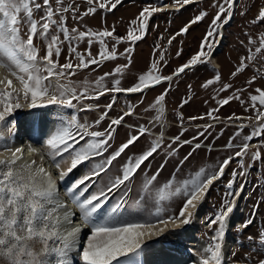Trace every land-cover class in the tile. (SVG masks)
Segmentation results:
<instances>
[{
    "label": "snow or ice",
    "instance_id": "snow-or-ice-1",
    "mask_svg": "<svg viewBox=\"0 0 264 264\" xmlns=\"http://www.w3.org/2000/svg\"><path fill=\"white\" fill-rule=\"evenodd\" d=\"M71 3L64 5V0H56V7L53 9L50 0H43V4L37 0H0V264H142L141 255L148 248L147 241L152 237H161L170 231H177L189 225L193 220V211L204 199L209 190V186L215 180L223 176L225 166L236 157L241 158L239 163L243 167V157L249 150V141L253 137L261 136L264 133V89L256 88L255 94H248V108L253 110L256 125L250 135L243 137L244 143L240 150L233 156L226 158L219 165V171H210L206 167H201L190 176L179 179L178 172L180 166L192 155L189 152L177 165L166 180L161 183L159 176L168 163V159L173 157L178 147L190 144L192 141L180 142V136L172 137L171 143L167 145L164 160L159 164L156 171L151 175L145 173L142 180L137 199L132 203L127 214L120 211L127 204V198L132 191L131 181L134 180L146 162L154 158L159 150L165 146V132L168 130L167 112L165 98L169 91L158 95L155 101L149 105L148 110H153L156 114L150 119L149 124H139L135 128L136 134H129L127 140L109 155L105 153L111 148V141L115 138L118 127L122 125L126 117L135 115L134 106L128 105V111L123 112L117 118L111 119L108 127L103 131H93L91 128L98 126L105 120L109 112L105 111L92 124L81 123L75 113L67 115V110H76L80 105L81 111H91L98 105L83 103L86 100H98L105 93H141L151 86H158L162 81H171V76H161L158 74V64L153 62L149 70L138 76V81L132 86L124 88L120 79L112 80V86L107 87L106 78H110L112 73H104L95 81L75 80L73 77L79 70H87L90 66L99 67L103 61H111L117 58L115 44L122 40L131 41L133 44L142 39L148 28V20L153 12L160 9L153 8L149 11L145 7L137 18L131 21L136 27H129L126 37L114 38L115 44L109 51L105 43V37H113L112 31H78L73 28L70 34L66 26L67 17L65 13L71 11L73 19H81L83 16L94 14L98 9L110 11L121 3L115 0L109 7V0H85L89 5L87 11L77 16V8H72ZM181 0H176L180 3ZM192 3V0H182L183 5ZM239 0H223L222 3H215L213 6L218 10L211 22V26L200 44V50L182 66L175 70L174 75L184 73L195 66L204 65L209 62V58L216 45L219 43L215 39L221 35L219 31L227 25L235 14V7ZM43 11L44 15L40 20L34 18V13ZM59 14V21L54 17ZM245 14L244 11L241 12ZM207 15L201 11L199 15L191 21L195 24ZM251 25L264 23V6H261L258 15L249 22ZM55 26L57 34H52L50 29ZM26 28V31L24 29ZM188 26L180 30L186 33ZM139 32L140 35L136 33ZM59 33L63 34L64 41L68 42L70 57L63 64L59 62L62 53ZM179 35V33L177 34ZM87 39L89 48L95 40H98L101 47L99 59L92 57L88 51V58L78 52L72 46L73 41H83ZM34 38L40 39L44 46V54L40 55L41 49L34 43ZM209 38H212L211 40ZM171 43V40L169 41ZM243 44V41H241ZM247 56L240 58V63L231 73L232 77L242 74L250 65L257 73L247 80L251 85L258 78L264 77V71L255 68L257 60H264V32L258 34L257 39L248 36ZM207 48V50H205ZM134 49L128 47L120 55L126 56L128 65L131 64V54ZM72 54L76 63L72 62ZM177 55H180L178 52ZM163 59V56H161ZM128 65H121L114 69V73L123 74ZM95 71V67L92 69ZM215 71V69H213ZM221 80L217 72L214 79L207 80L204 87ZM171 86V85H170ZM232 86L224 84L216 90L227 91ZM246 89H236L233 95L219 99L220 106L227 105L232 100L240 101L241 105L245 100L241 99L239 93ZM116 97L112 96V102L106 108L111 110ZM75 101V103H74ZM187 99L183 100L181 107L187 104ZM207 103V101H205ZM26 107L29 111H36L55 107L57 109V123L54 129L43 139L45 151L40 155V165L36 161L22 163L24 148L12 147L15 142L18 129V121L15 113ZM248 109L246 108L245 111ZM147 111V110H146ZM218 109H210L206 114L213 119V113ZM174 118L183 121L179 113L174 114ZM203 118V117H199ZM241 119L233 116V119ZM190 120L198 117H190ZM251 120L252 117H247ZM249 125L241 124L243 129ZM211 127V125L205 126ZM153 129L159 131L157 136ZM183 135V131L181 132ZM198 135L202 136L203 133ZM240 132L234 134L239 136ZM145 136L149 137V145L139 154L128 156L127 160L120 166V175L108 177L106 184L101 186L96 192L85 195L88 188L101 174H107L113 162L122 156L130 147L135 146ZM197 139L193 137L192 140ZM228 147H233L232 139L228 142ZM201 144H195L193 151L199 149ZM28 152L39 155L40 150L28 145ZM5 153H7L5 155ZM72 157L71 167L67 171L60 170L61 163ZM45 157L54 166L52 170L44 167ZM99 157V162L92 163L93 158ZM261 158L259 150L253 153V161ZM83 162L92 163L91 170L65 187V194L78 210L81 226L68 229L66 226L73 223V217L77 215L68 209L59 215L60 209L66 208V204L59 200L56 183L53 175L58 171L61 182ZM150 167V164H149ZM246 172L233 170L232 179L227 184L228 191L220 209L215 213L214 218L208 222V227L213 231V235L207 237V244L198 256V264H227L228 260L237 255L236 251L231 252L230 257H226L224 244L230 215L234 211L235 197L240 195L244 185H240V191L234 189V184L238 176H244ZM86 182H89L86 184ZM123 189L120 202L109 211L104 212L103 206L109 196ZM176 200L182 201L179 214L176 215L170 205ZM258 204L254 205V210L250 213L243 225L238 226L237 232L243 230L254 223ZM171 224V228H169ZM213 225H216L213 228ZM89 231L84 234V229ZM207 236V234H205ZM250 243H256L258 248L254 251L264 252V227H261L259 239L254 241L248 237ZM42 245L39 251L34 250V245ZM75 253V255H73ZM245 259H250L246 254ZM257 264H264V259H259Z\"/></svg>",
    "mask_w": 264,
    "mask_h": 264
},
{
    "label": "rangeland",
    "instance_id": "rangeland-1",
    "mask_svg": "<svg viewBox=\"0 0 264 264\" xmlns=\"http://www.w3.org/2000/svg\"><path fill=\"white\" fill-rule=\"evenodd\" d=\"M160 0H121V3L116 8L110 11L98 9L96 13L83 16L81 19H73V13L71 11L65 13L67 17L66 26L68 27L70 34L73 28L78 31H103L107 29L112 31L113 37H105V43L108 50L111 51L115 44L114 38L126 37L127 30L129 27H136L132 25L131 21L137 20L139 24L140 12L148 7L151 11L156 7ZM37 2L43 4V0H37ZM72 0H64V5L71 3ZM103 2V0H100ZM115 0H109V7ZM166 2L176 3V0H166ZM182 2V0H181ZM223 0H203L189 5L180 10L174 11H161L153 12L148 20V28L142 36L140 41H136L134 44L131 41L122 40L119 44H115L117 58L111 61H103L99 67L90 66L87 70H79L73 77L75 80H84L87 78L89 81H95L99 76H103L104 73H112L110 78H106L105 84L107 87L112 86V80L120 79L121 86L124 88L132 86L138 81V76L147 72L153 62L158 64V74L161 76H167L173 73L177 68L185 64L192 55L200 50V44L208 32L211 22L215 17L216 11L218 10L213 5L215 3H222ZM53 9L56 7V0H50ZM264 6V0H239L235 7V14L231 21L224 26L223 35L219 44L214 48L212 55L213 58L209 59V62L204 65L195 66L184 73L176 75L170 82L165 81L162 84L150 87L146 92L134 93L130 95H123L121 93H105L98 100H86L83 103H91L98 105L99 107L94 108L91 111H81L80 105L77 106L76 110H67V115L71 116L75 113L79 119V122L92 124L93 121L99 118L105 111L109 112L108 117L101 122L98 126H93V131H103L108 127L111 119L117 118L123 112L128 111V105L134 106L135 115L126 117L122 125L118 127L115 133V138L110 142L111 148L105 156L109 155L112 151L118 148L124 143L129 134H136L135 128L127 126L124 123L138 126L139 124H149L150 119L156 114L153 110H148L149 105L155 101V98L164 93L166 89H169L165 98V107L167 112V123L168 130L165 132L167 136L165 138V146L162 147L158 154L150 161L146 162L144 166L139 170L136 178L131 181L130 187L132 191L127 198V204L124 209L120 211L124 214L130 210L132 203L137 199V193L142 180L145 177V173L151 175L154 173L159 164L164 160L166 154V148L171 139L168 136H180L183 140L195 142L197 144H206L207 147H200L193 151L195 144H184L182 147H178L177 153L168 159V163L164 168L163 172L159 176V181L163 183L166 178L170 176L173 171H176L177 165L189 152L192 155L188 158L185 163L180 166L178 172V178L184 179L191 174L198 171L201 167H206L210 171H217L220 164L228 158L233 156L236 151L240 150V146L245 142L243 137L250 135L253 130V125L257 124L253 110L248 108V94H255L256 88L264 89V77L258 78L251 85L247 84V80L256 75L253 66H249L242 74H238L235 77L231 76V73L235 70L236 66L240 63L242 56H247V49L244 45L248 44V36L251 35L253 39L258 38L260 32H264V23L258 25H251L249 22L252 21L257 15L259 8ZM77 16H81L82 13L87 11L89 5L85 0H75L72 3V8H77ZM201 11L207 13V15L201 20L192 24L188 27L186 33H181L180 30L186 26L189 20H193L195 16L199 15ZM245 14L242 15L241 12ZM43 11L35 12L34 18L40 20L43 16ZM59 21L60 15L57 14L55 17ZM26 31V28L24 29ZM50 31L52 34H57L55 26ZM179 33V35H177ZM140 35L139 32L136 33ZM60 40L64 41L62 33H59ZM218 36L215 37L217 41ZM87 37L83 41H73L72 46L76 50L85 55L88 58V51H91L92 57L99 59L100 43L98 40L93 38L94 42L89 48L87 44ZM210 40L212 38H209ZM171 40V43L169 41ZM243 41V44H241ZM34 43L40 47V55L44 54L45 46L43 42L34 38ZM62 53L59 58L61 64L65 63L70 57L68 51V42L64 41L61 45ZM128 47L134 49L131 54L132 62L128 65V59L126 56L120 55L124 53V50ZM207 50V48L205 49ZM180 55H177V53ZM163 56V59H161ZM214 60L218 64L215 65ZM72 62L75 64L77 61L72 54ZM121 65H128L123 74L114 73V69ZM95 67V71H93ZM255 68H259L264 71V60H257ZM215 69V71H213ZM219 73L221 80L215 82L212 85L204 87L207 80L214 79L216 73ZM224 84H230L232 87L224 92H220L217 95L218 89L223 87ZM171 85V86H170ZM246 89L239 93L241 99L245 100V104L241 105L240 101L232 100L227 105L220 106L217 101L233 95L236 89ZM115 95L116 100L111 110H108L106 106L112 102V96ZM187 99L189 102L181 107L183 100ZM207 101V103H205ZM75 103V101H74ZM248 109L245 111V109ZM210 109H218L213 113V119L206 114ZM147 110V111H146ZM264 110V109H262ZM36 111H29L26 109L18 110L15 113V118L18 123L21 121L22 131H28L27 127L37 128V122L39 114ZM179 113L183 117L181 122L179 119L174 118V114ZM55 116V112H52ZM242 114L241 119L229 120L228 117ZM190 117H198V119L190 120ZM203 117V118H199ZM247 117H252L248 120ZM57 117L55 118V122ZM249 125L241 129L239 125ZM56 125V124H55ZM211 125V127H205ZM149 126H151L149 124ZM26 127V128H24ZM183 131V135L181 132ZM20 132V130H19ZM153 132H159L157 129H153ZM203 133L202 136L198 135ZM240 132L239 136H234L235 133ZM193 137L197 139L192 140ZM20 135H16L15 140L19 139ZM232 139L233 147L227 148H214L216 146H227L228 142ZM32 141H36L34 137ZM252 141L264 142V133L261 136L253 137L249 141V145ZM182 143V141H180ZM149 145V137L145 136L135 146L130 147L124 154L116 161L113 162V166L110 171L105 175L101 174L98 180L95 181L94 185L88 188V195L96 192L101 186L106 184L108 177L120 175V166L127 160L128 156L133 154H139L142 150L146 149ZM259 150L261 158L257 161H253V153ZM99 157L93 158L92 163L99 162ZM241 158L236 157L232 159L224 171L223 176L219 177L210 186L208 193L205 197L204 203L200 206L199 210V221L196 224L193 220L189 225L184 226L181 230L170 231L163 235L161 249L158 251L165 252L167 247H176L175 250H168L170 255L181 254L184 252L193 253L198 259L201 254L200 249H193L192 245H206L207 237L212 236L214 233L208 227V222L211 218H214L215 213L220 209L224 199L225 193L228 191L227 184L232 179L233 170L239 172H246L244 176H238L234 189L240 191V185L243 184V190L240 191V195L235 197V207L233 213L230 215L231 225L228 232L229 247L224 245V252L226 257L231 256L232 251H236L237 255L228 260L227 264H257L259 259H264V252L254 251L253 249L258 248L256 243H250L248 237H252L254 241L259 239L260 229L264 227V144L257 145L255 147H249L247 154L243 157V167L240 166ZM70 160L71 156H67L61 166L65 171L71 167ZM92 163L83 162L77 170H73L65 179L66 185L74 182L80 177L76 176L78 171L87 174L91 168ZM150 164V167H149ZM89 182H86V184ZM66 187V186H65ZM123 193V189L118 190L113 196H109L103 206V211L107 212L112 207L116 206L120 202V197ZM258 204L256 208V215L254 223L246 227L242 233L237 232L238 224L243 225L245 221L250 218V213L254 210V205ZM182 205L181 200H176L170 207L171 210L177 215L179 208ZM194 213V211H193ZM239 213L238 219H234V215ZM234 219V220H233ZM216 225H213L215 228ZM197 237L194 244L187 246L182 240L179 241L175 235L179 237L185 231H190ZM89 230H85V234ZM207 234V236L205 235ZM42 245L37 243L34 245V250L39 251ZM248 255L250 259H245V255Z\"/></svg>",
    "mask_w": 264,
    "mask_h": 264
},
{
    "label": "bare ground",
    "instance_id": "bare-ground-1",
    "mask_svg": "<svg viewBox=\"0 0 264 264\" xmlns=\"http://www.w3.org/2000/svg\"><path fill=\"white\" fill-rule=\"evenodd\" d=\"M200 1H203V0H192V3H190L188 5H183L182 2H180V3L164 2L162 4L157 5L155 7V9H160V11H157V12H161V11H165V10L166 11L180 10V9H183V8H185V7L189 6V5H192V4L196 3V2H200ZM191 21L192 20H189L188 23L186 24V26L190 27L192 25ZM223 28H224V26L219 30L222 33V35H223ZM221 38H222V36L219 35V37H218L219 42L221 41ZM212 58H213V55H211L209 59H212ZM214 63H215V65L218 64L216 60H214ZM2 72H3V70H0V73H2ZM174 73H175V71L173 73L167 75V76H171L172 79H173L176 76V75H174ZM163 82H165V81H162L161 84ZM151 87H155V86H151ZM147 90H142L141 93L146 92ZM121 94L130 95V94H134V93H121ZM52 112H55V116H56L57 109L55 107H50V108H46V109L36 110L35 113L39 114L38 122H37V128L33 129L32 127H27L28 131L26 129V132L22 131V124H21V121H23L25 118L22 119L21 121H19V124L21 125V127H20V132H17V134H18V136L20 135V138L15 140V142L12 144V147L15 148V147L23 146V148H24V157H23V160L21 161L22 163H30L32 160H35L37 166L40 165V163H41L40 155H42L44 153V151H45V148H44V145H43V139L46 138V136L54 129L55 124L57 123V120L55 122V118L56 117L53 116ZM236 117H243V115L242 114H237ZM124 124L127 125V126L134 127V128L137 127L135 125H130V124H127V123H124ZM24 128H26V127H24ZM155 134L158 136L159 132H156ZM32 137L35 138V140H36L35 142L32 141V139H31ZM166 137L167 136L165 135V138ZM172 137H176V136H168V138H172ZM180 141L183 142L185 140L180 138ZM29 143H31L33 147H36V148H38L40 150V154L39 155H33V154L28 152L27 149H28ZM192 144H197V143L192 142ZM261 144H264V142H262V141L261 142L260 141H252L251 144L249 145V147H255L257 145L259 146ZM201 146L202 147H207L208 145L201 144ZM233 146H235V145H233ZM227 147L228 146H226V145L224 146L223 145V146H216L214 148H227ZM6 154L7 153H5V155ZM71 163H72V160H70V164ZM79 166H77V168ZM44 167L49 169V170H52V168L54 167L52 165L51 161L48 160L47 157H45V159H44ZM77 168L74 169V170H77ZM218 169H219V167H218ZM60 170L65 171L62 166H60ZM84 175L85 174H83V172H81V170H80V172L78 171V174L76 176L81 178ZM53 180L55 181L56 184L59 183L60 178H59L58 171L56 173H54ZM96 180H98V178H95V181ZM95 181L91 184V186L94 185ZM209 188H210V186H209ZM57 191H58L59 200L66 204V208L60 209L58 214L62 216L63 213L65 211H67L68 209H71L73 212L77 213V215L75 217H73V223L70 224V225H67L66 227L68 229H70L72 227H76V226H81L83 228L82 222L79 219L78 210L75 208V205H73L71 203L70 199L65 194V187L61 188V186H58L57 187ZM117 191L113 192L110 195V197L113 196ZM85 195L87 196L88 193H85ZM206 195H205V197H206ZM205 197L202 200V202H200V204L198 205V209L197 210L189 209L190 211H194L193 216H194V220H195L194 222L196 224L200 223V221H199V212H200L199 208L204 203ZM125 207H126V204L121 209H124ZM181 207H182V205H181ZM178 214H179V211H178L177 215ZM238 216H239V213H236L234 215V219H238ZM230 225H231V221L229 220V222H228V230L226 232L225 244H224L227 248L229 247L228 232H229ZM169 228H171V224H169ZM85 230H86V228L84 229V234H85ZM163 235L164 234H162L161 237H152V238H150L147 241L149 246H148V248L145 249L144 253L141 255L142 264H198V259L195 256V254H193V253H188V252L182 253L181 252V254L170 255L168 250L169 251L170 250H175L176 247H172V249H171V247L170 248L167 247V250L165 252H163V251L158 252L161 249L159 246L162 245L161 242H162ZM182 235L183 236H181L179 238H178L177 235H175V237L179 241L182 240L187 246H190L191 244H194V242H195V240L197 238L191 232V230L190 231H185ZM192 246H194L193 249H195V250L200 249V251L205 247V245H201V244L192 245ZM73 255H75V253H73ZM237 263L238 264H242L241 262L240 263L237 262Z\"/></svg>",
    "mask_w": 264,
    "mask_h": 264
},
{
    "label": "flooded vegetation",
    "instance_id": "flooded-vegetation-1",
    "mask_svg": "<svg viewBox=\"0 0 264 264\" xmlns=\"http://www.w3.org/2000/svg\"><path fill=\"white\" fill-rule=\"evenodd\" d=\"M164 2H166V0H160L158 3H157V5H159V4H162V3H164ZM156 5V6H157ZM155 8V7H154ZM156 13H158V12H156Z\"/></svg>",
    "mask_w": 264,
    "mask_h": 264
},
{
    "label": "built area",
    "instance_id": "built-area-1",
    "mask_svg": "<svg viewBox=\"0 0 264 264\" xmlns=\"http://www.w3.org/2000/svg\"><path fill=\"white\" fill-rule=\"evenodd\" d=\"M228 166V165H227ZM227 166H225V169L227 168Z\"/></svg>",
    "mask_w": 264,
    "mask_h": 264
},
{
    "label": "water",
    "instance_id": "water-1",
    "mask_svg": "<svg viewBox=\"0 0 264 264\" xmlns=\"http://www.w3.org/2000/svg\"><path fill=\"white\" fill-rule=\"evenodd\" d=\"M219 171V169H217V172Z\"/></svg>",
    "mask_w": 264,
    "mask_h": 264
},
{
    "label": "trees",
    "instance_id": "trees-1",
    "mask_svg": "<svg viewBox=\"0 0 264 264\" xmlns=\"http://www.w3.org/2000/svg\"><path fill=\"white\" fill-rule=\"evenodd\" d=\"M229 165V164H228ZM228 167V166H227ZM226 170V169H225Z\"/></svg>",
    "mask_w": 264,
    "mask_h": 264
}]
</instances>
